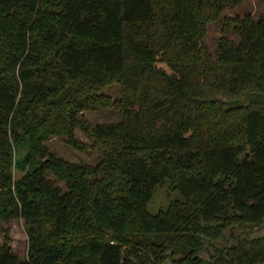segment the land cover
<instances>
[{
  "label": "trees",
  "instance_id": "trees-1",
  "mask_svg": "<svg viewBox=\"0 0 264 264\" xmlns=\"http://www.w3.org/2000/svg\"><path fill=\"white\" fill-rule=\"evenodd\" d=\"M243 1L0 0V218L29 237L26 259L3 245L0 264H160L170 247L184 253L172 264H264V236L213 263L196 252L210 224L264 219V13L231 18L237 40L215 54L207 43ZM88 109L119 119L92 126ZM77 128L96 164L44 143L83 147ZM19 130L42 162L14 179ZM166 184L180 199L151 213Z\"/></svg>",
  "mask_w": 264,
  "mask_h": 264
},
{
  "label": "rangeland",
  "instance_id": "rangeland-1",
  "mask_svg": "<svg viewBox=\"0 0 264 264\" xmlns=\"http://www.w3.org/2000/svg\"><path fill=\"white\" fill-rule=\"evenodd\" d=\"M264 13V0H244L240 5L227 9L216 21L209 26L207 34V43L212 54H215L221 38H232L237 40L236 34L231 26L230 19L235 16L244 18L251 15L258 19ZM104 93L112 98L120 96L118 85L109 86L104 89ZM82 114L90 125L96 123L118 121L117 111L111 109L84 110ZM76 139L83 147H75L67 142L66 135H54L44 141L49 149L57 156L76 164H96L101 155L95 147V139L81 128L75 130ZM12 149V173L14 179H19L25 173L32 171L42 162L38 156L34 155L33 146L30 137L19 130L13 138ZM177 190L171 188L168 184L160 187L154 198L148 204V210L151 213H157L160 210L167 209L173 202L180 199ZM209 226L218 227L217 235H208L206 233L196 235L197 254L205 263H213L233 245L241 241H252L264 236V219L257 224L241 223L240 221H220ZM214 231V229L212 230ZM6 245L16 253L21 259H26L29 248V237L26 223L22 217L9 216V219L0 218V246ZM187 250L189 245L186 246ZM164 259L160 264H172L184 256L183 252L177 249L168 248L164 253Z\"/></svg>",
  "mask_w": 264,
  "mask_h": 264
}]
</instances>
